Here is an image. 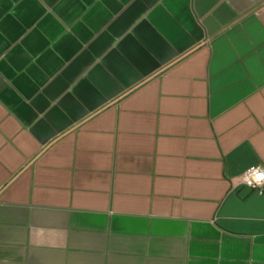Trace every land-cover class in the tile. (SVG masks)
Segmentation results:
<instances>
[{
    "label": "crops",
    "instance_id": "crops-1",
    "mask_svg": "<svg viewBox=\"0 0 264 264\" xmlns=\"http://www.w3.org/2000/svg\"><path fill=\"white\" fill-rule=\"evenodd\" d=\"M264 0H0V264H264Z\"/></svg>",
    "mask_w": 264,
    "mask_h": 264
},
{
    "label": "built area",
    "instance_id": "built-area-1",
    "mask_svg": "<svg viewBox=\"0 0 264 264\" xmlns=\"http://www.w3.org/2000/svg\"><path fill=\"white\" fill-rule=\"evenodd\" d=\"M261 175V179L257 181V174ZM243 180L246 185L253 189H260L264 184V167L254 166L249 168L243 175Z\"/></svg>",
    "mask_w": 264,
    "mask_h": 264
},
{
    "label": "clouds",
    "instance_id": "clouds-1",
    "mask_svg": "<svg viewBox=\"0 0 264 264\" xmlns=\"http://www.w3.org/2000/svg\"><path fill=\"white\" fill-rule=\"evenodd\" d=\"M261 178H262L261 175L258 173L257 174V181H259Z\"/></svg>",
    "mask_w": 264,
    "mask_h": 264
}]
</instances>
